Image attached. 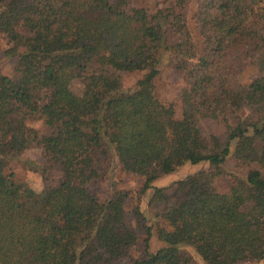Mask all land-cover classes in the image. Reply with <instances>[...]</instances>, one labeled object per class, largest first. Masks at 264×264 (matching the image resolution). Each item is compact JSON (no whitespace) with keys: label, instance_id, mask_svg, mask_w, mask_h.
<instances>
[{"label":"trees","instance_id":"1","mask_svg":"<svg viewBox=\"0 0 264 264\" xmlns=\"http://www.w3.org/2000/svg\"><path fill=\"white\" fill-rule=\"evenodd\" d=\"M172 0L149 13L129 0H0V38L16 57L0 74V264H101L125 257L136 241L126 218V195L101 202L89 189L114 155L123 171L144 178L141 191L163 204L157 227L163 246L132 264H192L191 247L206 264H241L264 258V0ZM184 80L181 116L155 93L160 65ZM259 74L240 80L249 66ZM114 72H144L122 90ZM74 80L82 83L80 94ZM245 111L235 125L229 113ZM43 120L45 133L26 122ZM225 123L226 138L207 139L201 119ZM235 140L234 156L255 164L244 179L230 174L219 192L213 180ZM37 146L48 180L37 192L6 172L10 157ZM207 170L152 187L184 163ZM101 170V172H100ZM134 218L151 226L135 207ZM142 224V225H141Z\"/></svg>","mask_w":264,"mask_h":264},{"label":"rangeland","instance_id":"2","mask_svg":"<svg viewBox=\"0 0 264 264\" xmlns=\"http://www.w3.org/2000/svg\"><path fill=\"white\" fill-rule=\"evenodd\" d=\"M172 0H129L130 4L137 7H144L149 13L153 14L158 9L167 7ZM197 0H189L186 7V24L188 31L193 40L199 44L200 37L195 28L194 12L196 10ZM264 32V28H263ZM9 44L4 38H0V74L11 75L16 57L5 55ZM107 74L114 75L118 78L122 90L133 89L137 81L143 76L144 72H114L112 69L105 70ZM259 71L257 68L249 65L245 67L240 74V80L248 82L253 77L257 76ZM184 86V80L181 76L171 69L163 60L160 65V74L154 79V89L156 95L166 104L171 103L174 106L175 116H181V104L179 93ZM74 92L80 94L82 91V83L79 80H74L71 84ZM245 111L229 113L227 116L228 123L232 126L236 124L238 118L245 115ZM26 124L29 127L35 128L40 133H45L46 127L41 118L31 116L28 118ZM200 127L203 135L210 139L216 137L220 142L224 141L227 135L225 123L221 120L201 119ZM235 140L230 144V152L222 165L221 172L216 175L213 184L219 192H226L230 188V177L232 174L237 178L244 179L250 168H254L255 164H248L244 161H239L234 156ZM44 158L41 150L37 146H33L24 150L19 156L10 157L6 166V172H13L15 178L19 182H23L30 186L35 191L43 190L47 185H55L59 181L60 172L57 168L52 169L49 179H45V173H41V168L44 166ZM102 177L95 178L89 184V189L103 202L107 200L114 192L121 191L126 195L124 209L126 218L131 224L133 230L136 232V241L128 250L125 257L118 261L101 262V264H132L134 260L145 258L146 253H153L161 246L163 242L158 238L157 227H167L165 221L160 217L163 204L160 202H153L151 196L153 188L142 192L144 178L136 175L127 174L121 168L117 158L113 155L107 165L102 168ZM208 163L201 162L198 164H190L188 162L178 166L176 170L161 174L156 180L152 182V187H166L167 193L171 194L175 188V182L184 178L188 174L198 172L200 170H207ZM264 174V170H263ZM139 208L145 217V224L151 226V236L148 244H145L144 228L136 222L134 218V209ZM142 225V224H141ZM182 249L187 252L192 259V264H206L201 257L189 246H183ZM241 264H264V258L260 261L244 262Z\"/></svg>","mask_w":264,"mask_h":264}]
</instances>
